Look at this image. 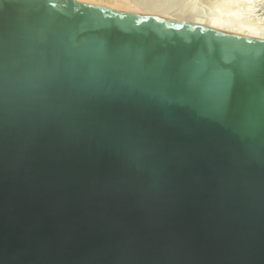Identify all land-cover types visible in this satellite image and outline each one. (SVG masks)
<instances>
[{
  "label": "water",
  "instance_id": "water-1",
  "mask_svg": "<svg viewBox=\"0 0 264 264\" xmlns=\"http://www.w3.org/2000/svg\"><path fill=\"white\" fill-rule=\"evenodd\" d=\"M0 264H264V40L0 0Z\"/></svg>",
  "mask_w": 264,
  "mask_h": 264
},
{
  "label": "bare ground",
  "instance_id": "bare-ground-1",
  "mask_svg": "<svg viewBox=\"0 0 264 264\" xmlns=\"http://www.w3.org/2000/svg\"><path fill=\"white\" fill-rule=\"evenodd\" d=\"M79 1L96 4L100 6H107V7H126V8H129L137 12L141 16H150V17L168 16V17L178 19L184 22L199 24L203 26L206 25L207 27H211V28H215V29H219L223 31L242 33L254 39L264 40V26H259V25L255 26L251 24V22L249 23V21H247L248 23L247 22L241 23L240 21L237 22L235 21L236 19L235 20L233 19L234 17H229V18L227 17V19H222V20L220 18H218L219 19L218 20L217 17L205 19L203 16H202L203 18L198 17L199 16L198 14L194 16L191 13H188L187 11L185 12L184 9H183L184 12H181L182 9L180 12H177L178 8L176 9L174 4H171V5H173L172 7L175 10L171 9L172 7H170V5L166 6L167 5L166 1H165L166 4L163 5L162 1L164 0H160V1L157 0V2H155L156 0H154L155 3L151 2V0L150 1H147V0H79ZM158 2H160V4ZM169 4H170V1H169ZM180 8L181 7L179 6V10ZM255 19L258 20L257 18Z\"/></svg>",
  "mask_w": 264,
  "mask_h": 264
},
{
  "label": "rangeland",
  "instance_id": "rangeland-1",
  "mask_svg": "<svg viewBox=\"0 0 264 264\" xmlns=\"http://www.w3.org/2000/svg\"><path fill=\"white\" fill-rule=\"evenodd\" d=\"M165 1L167 2L166 6L170 5L172 7L173 5L171 4H174L176 9L178 8L177 12H180L182 9L181 12L185 10V12L187 11L194 16L198 14V17H204L205 19L217 17V19L220 18L222 20L227 19V17H234L233 19H236L235 21L237 22L249 21V23L251 22L255 26H264V0H164L162 1L163 5L166 4ZM151 2H154V0H151ZM158 3L160 4V2ZM178 5L181 7L180 10ZM171 9L175 10L173 7Z\"/></svg>",
  "mask_w": 264,
  "mask_h": 264
}]
</instances>
